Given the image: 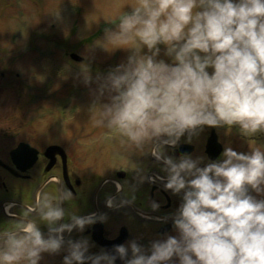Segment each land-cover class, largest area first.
<instances>
[{
  "label": "clouds",
  "instance_id": "clouds-1",
  "mask_svg": "<svg viewBox=\"0 0 264 264\" xmlns=\"http://www.w3.org/2000/svg\"><path fill=\"white\" fill-rule=\"evenodd\" d=\"M112 23L93 47L135 40L126 62L95 77L86 63L81 75L97 84L96 123L161 163L165 188L180 198L172 231L93 252L87 237L65 234L106 214L68 213L64 188L37 198L47 232L31 216L0 231V264H41L62 251L63 264H264V147L225 146L215 159L167 151L205 127L264 131V0H133Z\"/></svg>",
  "mask_w": 264,
  "mask_h": 264
},
{
  "label": "flooded vegetation",
  "instance_id": "flooded-vegetation-1",
  "mask_svg": "<svg viewBox=\"0 0 264 264\" xmlns=\"http://www.w3.org/2000/svg\"><path fill=\"white\" fill-rule=\"evenodd\" d=\"M59 43L62 52L63 44ZM37 51L40 57L47 56L46 50L38 47ZM7 75L3 71L0 81L12 79ZM9 82L3 84L7 88L0 83V94H18L13 88L16 84ZM28 86L31 98L20 102H28L33 107L32 113L38 115L30 121L12 126L11 117L4 116L2 110L14 102L18 104V100L0 98V231L10 230L25 216H31L47 232V226L36 213L37 198L45 193L58 196L64 188L73 193V198L64 202L68 213L106 214V220L88 226L83 233L65 234L66 238L87 237L94 245L93 252L111 249L133 237L147 244L159 233L172 231L169 217L179 206L180 198L165 188V173L150 149L142 151L127 144L112 130L94 131L91 141L78 138L67 143L63 138L57 141L43 138L36 122L50 112L46 109L50 84L46 82L42 88L30 83ZM225 146L244 152L251 147H264V131L244 136L234 126L205 127L192 142L185 139L176 148L169 146L167 151L215 159ZM109 199L113 201L111 207ZM64 255L63 251L44 253L41 264H63Z\"/></svg>",
  "mask_w": 264,
  "mask_h": 264
},
{
  "label": "rangeland",
  "instance_id": "rangeland-1",
  "mask_svg": "<svg viewBox=\"0 0 264 264\" xmlns=\"http://www.w3.org/2000/svg\"><path fill=\"white\" fill-rule=\"evenodd\" d=\"M133 0H0V79L3 71L12 79L0 81L2 88L9 81L15 83L18 92L0 94V98L17 99L18 104L3 107L2 114L10 116V124L30 121L34 116L32 105L26 102L31 98L28 84L38 88L47 82L50 91L46 94V118L37 120L43 138L72 143L78 138L91 141L94 131L110 130L99 125V107L91 108L94 99L90 89L97 87L93 80L85 84L81 66L97 74H107L116 65L126 62L136 41L120 45L103 43L105 29L115 27L121 13L130 9ZM62 42V52L58 48ZM125 48H118V47ZM47 51L40 57L37 48ZM147 49H145L146 51ZM63 53V54H61ZM76 53L84 58L75 62L70 58ZM87 63V64H86ZM19 73L18 78L16 74ZM31 88V86H30ZM44 97V95H42ZM38 130V129H37Z\"/></svg>",
  "mask_w": 264,
  "mask_h": 264
},
{
  "label": "water",
  "instance_id": "water-1",
  "mask_svg": "<svg viewBox=\"0 0 264 264\" xmlns=\"http://www.w3.org/2000/svg\"><path fill=\"white\" fill-rule=\"evenodd\" d=\"M71 58L75 61H82L83 60V58L76 53H72Z\"/></svg>",
  "mask_w": 264,
  "mask_h": 264
}]
</instances>
